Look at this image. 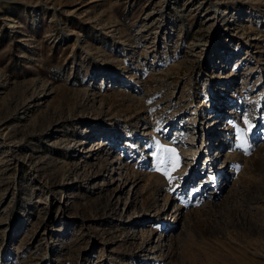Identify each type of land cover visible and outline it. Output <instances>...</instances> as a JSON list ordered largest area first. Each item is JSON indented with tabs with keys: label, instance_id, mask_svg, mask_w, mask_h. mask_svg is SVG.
Masks as SVG:
<instances>
[{
	"label": "rangeland",
	"instance_id": "1",
	"mask_svg": "<svg viewBox=\"0 0 264 264\" xmlns=\"http://www.w3.org/2000/svg\"><path fill=\"white\" fill-rule=\"evenodd\" d=\"M0 264H264V0H0Z\"/></svg>",
	"mask_w": 264,
	"mask_h": 264
},
{
	"label": "bare ground",
	"instance_id": "2",
	"mask_svg": "<svg viewBox=\"0 0 264 264\" xmlns=\"http://www.w3.org/2000/svg\"><path fill=\"white\" fill-rule=\"evenodd\" d=\"M211 118H213V117H211ZM156 217H155V219L156 218H159L160 217V213L159 212H157V215H155ZM151 220H154V219H151ZM155 232V229L152 231V234Z\"/></svg>",
	"mask_w": 264,
	"mask_h": 264
}]
</instances>
